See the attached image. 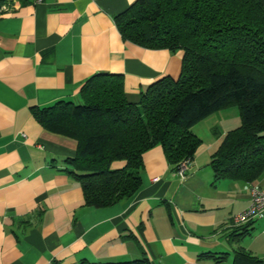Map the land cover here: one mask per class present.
<instances>
[{
	"label": "crops",
	"instance_id": "crops-1",
	"mask_svg": "<svg viewBox=\"0 0 264 264\" xmlns=\"http://www.w3.org/2000/svg\"><path fill=\"white\" fill-rule=\"evenodd\" d=\"M133 1L0 0V264L142 257L152 264H264V217L232 223L250 203L249 187L264 188V171L253 182L214 181L210 163L240 124L237 106L191 127L200 143L183 177L157 144L142 155L139 188L104 207L85 205L68 171L77 141L32 114L58 101L80 103L81 86L98 72L122 74L132 102L157 80L179 76L182 50L121 37L114 18ZM241 252L255 262L237 257Z\"/></svg>",
	"mask_w": 264,
	"mask_h": 264
},
{
	"label": "trees",
	"instance_id": "trees-1",
	"mask_svg": "<svg viewBox=\"0 0 264 264\" xmlns=\"http://www.w3.org/2000/svg\"><path fill=\"white\" fill-rule=\"evenodd\" d=\"M114 19L124 40L182 50L181 71L154 82L137 102L126 98L122 74L98 72L81 86L80 103L32 108L45 129L77 141L67 163L85 205L131 196L141 184L142 155L157 144L175 168L192 159L200 140L191 127L232 105L240 124L211 155L214 181L256 180L264 171V0H135ZM116 160L124 166L112 168ZM237 257L255 262L243 252Z\"/></svg>",
	"mask_w": 264,
	"mask_h": 264
},
{
	"label": "built area",
	"instance_id": "built-area-1",
	"mask_svg": "<svg viewBox=\"0 0 264 264\" xmlns=\"http://www.w3.org/2000/svg\"><path fill=\"white\" fill-rule=\"evenodd\" d=\"M5 9V6L0 7V12ZM191 159L181 160L176 168L179 176L183 177L190 164ZM250 203L242 211L233 216V225L241 226L252 220L264 217V188L258 184H253L249 187Z\"/></svg>",
	"mask_w": 264,
	"mask_h": 264
},
{
	"label": "rangeland",
	"instance_id": "rangeland-1",
	"mask_svg": "<svg viewBox=\"0 0 264 264\" xmlns=\"http://www.w3.org/2000/svg\"><path fill=\"white\" fill-rule=\"evenodd\" d=\"M235 108H236V106H235Z\"/></svg>",
	"mask_w": 264,
	"mask_h": 264
}]
</instances>
